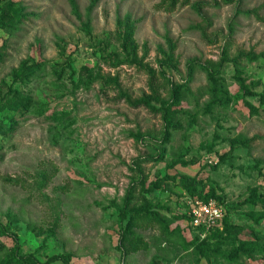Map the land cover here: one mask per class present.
<instances>
[{"label":"rangeland","instance_id":"obj_1","mask_svg":"<svg viewBox=\"0 0 264 264\" xmlns=\"http://www.w3.org/2000/svg\"><path fill=\"white\" fill-rule=\"evenodd\" d=\"M12 1L0 264H264V0H75L77 15L70 0ZM170 90L180 98L164 144L161 115L139 102L159 109ZM181 177L224 201L227 230L197 238ZM127 195L135 227L121 240Z\"/></svg>","mask_w":264,"mask_h":264},{"label":"trees","instance_id":"obj_2","mask_svg":"<svg viewBox=\"0 0 264 264\" xmlns=\"http://www.w3.org/2000/svg\"><path fill=\"white\" fill-rule=\"evenodd\" d=\"M228 1V0H227ZM94 2H92L90 9H92ZM70 5L71 8L73 10L74 14H78L77 12V5L75 3V0H70ZM21 11L19 9L14 8V2L12 0H7L2 6H1V10H0V30L1 31H7L9 30V28H11L12 26H14L15 24H18L20 22V18H21ZM85 29L86 32H89V26L86 24L85 25ZM122 48L126 51L129 52V55L132 57H135V52H136V47L132 42V28L128 26V23H126V27L124 30V33L122 35ZM1 54H0V60H1ZM170 56L167 57L166 61L160 63V66H171L170 65ZM204 71L207 74V79H208V83L210 84V86H213L216 83V74L217 71H213L209 68H205ZM170 100L165 102V101H161L160 104V108L156 109L153 106H151V101H153V99H151L150 97L148 98H142V100H140V104L144 105L146 108H148L150 111L154 112V113H159L161 115V119L164 125V132H163V139L162 142L164 144L168 143L169 139L172 136V133L175 131V125L172 122L171 119V109L172 107L178 102L180 95L178 94V92H175L173 90H170ZM231 152V150H230ZM188 179L186 177H181V184L184 188V192L182 195H180L178 198V201L182 204V206L185 208V205L183 204V200L185 198H197V199H214L216 200L219 204L223 205L224 207V217L223 220L221 222V226H222V230H227V228L229 227L228 222H227V211L225 209V203L224 201L215 195V193L213 191H210L206 194H202L201 192L199 193H195L193 191H191V188L193 187V185L195 184L194 179L191 180V182L189 184H187ZM130 204V197L129 195L126 196L125 200H124V204L122 209L120 210V224L123 220H127V223L125 224V226L123 227V234L121 236V240L125 239V236L132 230L133 227H135L134 223H133V216L134 214H132L129 210ZM141 215H144L145 217H149V215H152L150 212H146L143 213ZM136 218L137 216H139V214H135ZM183 217L187 220L188 224H189V220L186 217L185 214H183ZM190 227V225H189ZM218 228L210 230L206 236L203 239H200L198 237L197 232H195V234H197V238L200 241H204L206 240L207 236L211 235L212 233H215L217 231ZM192 230V229H191ZM0 231H2V229L0 228ZM193 231V230H192ZM6 232L3 230L2 235H5ZM189 244H191V242H189ZM255 249L254 245L250 246V250L251 249ZM203 250H209V248H202ZM252 252V251H251ZM58 260L63 261L65 264H69V258L66 259H61V258H52L48 261V264H51L53 262H56ZM19 263H25V264H34V259L31 255L22 257V259H19Z\"/></svg>","mask_w":264,"mask_h":264},{"label":"built area","instance_id":"obj_3","mask_svg":"<svg viewBox=\"0 0 264 264\" xmlns=\"http://www.w3.org/2000/svg\"><path fill=\"white\" fill-rule=\"evenodd\" d=\"M183 204L190 228L197 232L200 239H203L210 230L221 227L225 211L223 205L216 200L185 198Z\"/></svg>","mask_w":264,"mask_h":264}]
</instances>
